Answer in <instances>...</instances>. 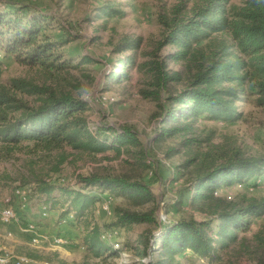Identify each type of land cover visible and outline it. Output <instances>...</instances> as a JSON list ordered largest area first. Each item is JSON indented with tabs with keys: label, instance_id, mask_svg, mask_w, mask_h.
Returning a JSON list of instances; mask_svg holds the SVG:
<instances>
[{
	"label": "trees",
	"instance_id": "1",
	"mask_svg": "<svg viewBox=\"0 0 264 264\" xmlns=\"http://www.w3.org/2000/svg\"><path fill=\"white\" fill-rule=\"evenodd\" d=\"M94 14L91 20L104 18L96 41L110 30V18L125 12L106 4ZM157 19L160 35L146 46L143 36L111 40L113 52L124 55L111 61L103 84L104 90L132 85L137 73L139 94L156 107L145 143L132 124H90L77 74L91 77L86 66L95 59L67 49L78 33L35 5L0 0V66L12 57L39 74L0 81V158L36 156L23 186L34 181L41 206L63 209V217L73 213L68 223L83 226L86 256L78 264H119L122 253H135L143 264H263L264 219L254 225L264 218V196L220 192L264 183V155L248 154L230 137L217 141L215 130L199 123L248 120V107L264 108V0H176ZM149 150L180 157L172 179L182 184L173 206L162 200L165 221L148 181L155 169ZM81 154H111L121 168L59 175ZM106 198L113 216L100 223L97 210ZM188 206L199 215L178 216ZM172 213L178 217L170 219ZM106 231H117L115 242L103 238ZM29 256L69 264L58 251Z\"/></svg>",
	"mask_w": 264,
	"mask_h": 264
},
{
	"label": "rangeland",
	"instance_id": "2",
	"mask_svg": "<svg viewBox=\"0 0 264 264\" xmlns=\"http://www.w3.org/2000/svg\"><path fill=\"white\" fill-rule=\"evenodd\" d=\"M12 1V0H6ZM23 1L37 6L44 12L51 14L59 19L61 24L69 27L73 32L78 33L77 40L72 41L67 49L76 57L80 55H90L95 61L88 64L85 76L83 73L77 74L83 82L84 98L91 106L89 120L91 125L110 124L120 126L123 124H132L142 134V139L148 143V136L153 133L155 122L153 121V112L156 109L155 104L144 99L139 93L137 82V73H135L132 85H122L113 87L111 90H104V80L109 72L113 70L111 61L124 54L114 53L111 40L117 41L122 35L143 36L146 44L152 38L158 37L161 32L157 16L160 10L170 6L176 0H14ZM106 4L118 5L124 12V15L115 16L109 20V31L100 32L101 39H91L96 33V27L104 21L91 20L95 16V11L99 6ZM37 70L30 69L21 65L14 58L4 59L0 66V81H6L13 76H34L38 78ZM122 100L115 105V100ZM248 120L239 122L224 121H206L199 123L201 129L209 131L215 130L216 140L222 141L224 137H230L236 140L242 149L248 154L264 155V108H247ZM36 157L27 152L18 153L15 158L5 160L0 158V200L9 199L21 214L20 224H4L0 221V249H8L18 256H27L34 260V264H60L57 260L54 262L46 259H35L29 256L30 251H44L52 253L58 251L60 256L68 261L69 264H78L86 256V250L83 246V226H74L69 223L62 224L64 218L63 209L51 211L48 217L41 215L42 202L38 194L34 192L35 182H27L23 186L24 178L31 179L32 173L28 161ZM149 159L155 166L154 171L148 176V181L160 201L157 208V215L166 211L163 201L171 202L173 206L178 195V189L182 182H173L175 175V164L180 157L168 158L162 151L149 150ZM121 160L113 157L111 154H100L97 157L90 155H75L70 158L63 167L64 177L71 179L76 174H88L98 167H107L120 169ZM58 175V174H57ZM56 175V176H57ZM55 176V177H56ZM56 181L57 178L55 179ZM19 187H28L31 189L27 206L24 209L19 208L20 199L15 196V190ZM221 194L236 198L242 195L264 196V183L259 187L250 185H237L231 188H223ZM193 213L199 215L198 211L188 206L178 214ZM174 213L169 215L173 219L178 216ZM113 215L102 212L98 216L100 223L110 222ZM264 218L256 219L254 227L257 228ZM33 222L37 225L38 232L47 238L40 243H33L30 234L24 229L27 224ZM65 236L68 242L62 245H55L53 239L56 236ZM140 257L135 253H126L119 260L122 264H143ZM260 259L264 262V251H261ZM145 261V258L143 259ZM202 259H194L187 264H202ZM250 264H259L254 260ZM264 264V263H263Z\"/></svg>",
	"mask_w": 264,
	"mask_h": 264
},
{
	"label": "built area",
	"instance_id": "3",
	"mask_svg": "<svg viewBox=\"0 0 264 264\" xmlns=\"http://www.w3.org/2000/svg\"><path fill=\"white\" fill-rule=\"evenodd\" d=\"M31 189L28 187H19L15 190V196L20 199V206H18L21 209L26 208L28 198L30 197ZM164 203V202H162ZM102 212H105L109 215H113V210L111 206V200L109 198H106L103 200L101 206L97 210L98 214H101ZM50 211L48 210L47 205L41 206V215L42 217L46 218L48 217ZM158 218L161 221H165L168 218V215L165 212H160L158 215ZM74 219V214H69L68 217H64L61 219L62 224L68 223L69 220ZM0 221L4 224H20L21 222V214L18 211L17 207L9 200L6 201L0 200ZM26 232L30 234L31 241L33 243H40L41 241H44L47 237L42 235L38 232L37 225L33 222H30L27 224L26 228L24 229ZM116 235L117 231H106L103 234V238L110 240V241H116ZM55 245H62L68 242V238L65 236H56L53 239ZM116 246H118V243H115ZM126 253H122V256ZM0 264H34V260L27 257V256H18L13 254L11 251L6 249V251H3L0 249ZM122 264V263H119Z\"/></svg>",
	"mask_w": 264,
	"mask_h": 264
}]
</instances>
